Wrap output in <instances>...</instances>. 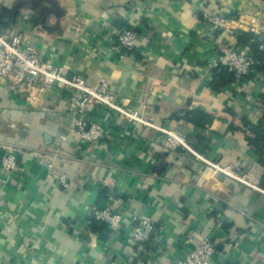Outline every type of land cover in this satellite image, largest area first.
<instances>
[{"label": "crops", "instance_id": "crops-1", "mask_svg": "<svg viewBox=\"0 0 264 264\" xmlns=\"http://www.w3.org/2000/svg\"><path fill=\"white\" fill-rule=\"evenodd\" d=\"M204 12L228 18L229 30L213 29ZM250 25L264 36V0H12L1 6L0 30L30 36L42 59L66 75H83L91 85L108 76L117 101L154 127L91 105L88 117L106 133L89 149L69 134L61 87H52L41 104L11 98L0 87V162L16 147L19 165L4 182L0 163V264H178L186 239L207 236L216 246L212 264H264V193L213 175L183 147L171 151L157 129L184 136L212 162L240 166L250 184L264 189L258 155L231 130L262 116V75L219 92L211 87L219 45L237 44L229 37ZM122 29L137 30L140 39L134 54L119 58L110 48ZM191 112L212 120L197 125L186 118ZM52 152L57 158L49 170ZM60 172L69 176L67 189L57 181ZM93 204H110L122 215L121 228L105 240L96 235L95 246ZM142 218L154 232L137 247L131 227Z\"/></svg>", "mask_w": 264, "mask_h": 264}, {"label": "built area", "instance_id": "built-area-1", "mask_svg": "<svg viewBox=\"0 0 264 264\" xmlns=\"http://www.w3.org/2000/svg\"><path fill=\"white\" fill-rule=\"evenodd\" d=\"M11 1L0 0V8ZM203 19L213 29L229 30V19L225 16L204 12ZM239 24L247 25L242 20L239 21ZM248 29L255 33L259 31L256 25H250ZM233 38H236L235 34L229 37L230 40ZM31 39L30 36L24 38L19 35H8L0 30V87L7 96L41 104L52 87H61L66 92L68 113L72 118L69 134L77 135L89 149L96 148L106 133L105 128L98 121L88 117L87 111L91 105L116 112L128 121H137L153 126L141 116L139 110L128 108L125 103L117 101L110 91L111 80L108 76L101 77L97 85H91L88 78L83 75H66L62 67L47 63L42 59L41 55L30 45ZM139 39L140 35L135 30L122 29L117 33V38L110 49L119 58L131 56L132 51L136 50L139 45ZM254 64L255 61L250 56L248 48L239 47L232 41H224L219 45L217 56L210 67L212 69L219 65L226 66L235 72L237 81L241 82V79L252 71ZM157 129L166 135L167 146L171 151L183 147L200 159L213 175L228 176L264 193V189L248 182L240 166L212 162L194 151L184 136L173 130ZM59 139L65 141L67 135H61ZM17 153L18 149L11 147L1 158V173L4 176V182H8L18 170ZM56 158L57 154L53 152L46 157L45 166L49 170L53 169ZM57 181L64 189L70 186L69 176L65 172H60L57 175ZM88 215L98 221L105 222L111 232L119 230L122 226V215L120 212L114 211L110 204L105 206L93 204L88 210ZM153 232L154 225L148 219H135L131 227V243L137 247H143L150 240ZM237 238L238 236L235 234L229 245L233 246ZM96 242V235L92 234V245L95 246ZM185 243L189 248L178 264H212L216 255V246L210 236L204 237L198 243H192V239L188 238Z\"/></svg>", "mask_w": 264, "mask_h": 264}, {"label": "trees", "instance_id": "trees-1", "mask_svg": "<svg viewBox=\"0 0 264 264\" xmlns=\"http://www.w3.org/2000/svg\"><path fill=\"white\" fill-rule=\"evenodd\" d=\"M231 17L237 18V16L234 15ZM135 31L138 32L137 30ZM234 33L236 35L238 46L248 48L250 56L255 61L252 71L244 76L241 81L254 78L255 73L262 75L264 81V36L255 33L250 29L236 30ZM135 52L136 50H133L132 54ZM211 75V87L216 92L234 84L238 80L235 72L223 65L212 68ZM261 101L264 105V93L261 95ZM186 118L200 126H205L206 123H210L212 120L211 116L203 112L188 113ZM231 130L241 132L244 135L248 146L256 155H258L259 163L264 168V112L257 122L244 120L242 128L232 127ZM261 184L264 187V173ZM89 228L93 234L98 235L102 240H105L111 232L105 222L98 221L93 216H89Z\"/></svg>", "mask_w": 264, "mask_h": 264}]
</instances>
